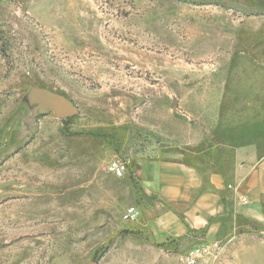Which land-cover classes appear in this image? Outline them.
<instances>
[{
    "label": "rangeland",
    "instance_id": "obj_1",
    "mask_svg": "<svg viewBox=\"0 0 264 264\" xmlns=\"http://www.w3.org/2000/svg\"><path fill=\"white\" fill-rule=\"evenodd\" d=\"M160 157L264 174V0H0V264H180L125 217Z\"/></svg>",
    "mask_w": 264,
    "mask_h": 264
},
{
    "label": "crops",
    "instance_id": "obj_2",
    "mask_svg": "<svg viewBox=\"0 0 264 264\" xmlns=\"http://www.w3.org/2000/svg\"><path fill=\"white\" fill-rule=\"evenodd\" d=\"M132 177L151 197L137 221L149 247L183 251L223 240L231 254L227 264H238L240 250L255 245L254 227L264 220L261 171L234 167L223 173L160 157L139 161Z\"/></svg>",
    "mask_w": 264,
    "mask_h": 264
},
{
    "label": "built area",
    "instance_id": "obj_3",
    "mask_svg": "<svg viewBox=\"0 0 264 264\" xmlns=\"http://www.w3.org/2000/svg\"><path fill=\"white\" fill-rule=\"evenodd\" d=\"M108 171L121 178L127 171L126 164L114 160L109 163ZM138 215L139 210L134 206L128 207L125 211L128 220H134ZM230 257L227 243L223 240H210L190 246L179 255L180 264H227Z\"/></svg>",
    "mask_w": 264,
    "mask_h": 264
},
{
    "label": "water",
    "instance_id": "obj_4",
    "mask_svg": "<svg viewBox=\"0 0 264 264\" xmlns=\"http://www.w3.org/2000/svg\"><path fill=\"white\" fill-rule=\"evenodd\" d=\"M33 99L37 101L34 112L52 111L56 117L63 118L77 113L76 105L66 96L50 92L37 90L33 93ZM86 264H98L95 260H89Z\"/></svg>",
    "mask_w": 264,
    "mask_h": 264
}]
</instances>
